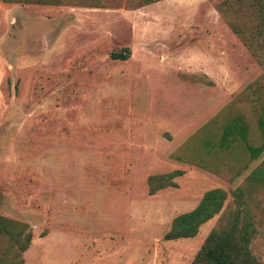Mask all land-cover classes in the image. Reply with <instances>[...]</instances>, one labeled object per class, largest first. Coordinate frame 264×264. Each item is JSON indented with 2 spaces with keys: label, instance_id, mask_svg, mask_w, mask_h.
I'll return each mask as SVG.
<instances>
[{
  "label": "rangeland",
  "instance_id": "1",
  "mask_svg": "<svg viewBox=\"0 0 264 264\" xmlns=\"http://www.w3.org/2000/svg\"><path fill=\"white\" fill-rule=\"evenodd\" d=\"M43 1H0V218L30 234L20 254L2 235L0 264H189L235 213L264 263L247 149L261 143L264 66L216 10L228 0ZM173 171L175 187L147 195L148 176ZM216 188L220 211L164 241Z\"/></svg>",
  "mask_w": 264,
  "mask_h": 264
},
{
  "label": "trees",
  "instance_id": "2",
  "mask_svg": "<svg viewBox=\"0 0 264 264\" xmlns=\"http://www.w3.org/2000/svg\"><path fill=\"white\" fill-rule=\"evenodd\" d=\"M6 2L7 0H0ZM32 3H44L43 0H30ZM216 10L226 23L229 32L239 41L243 49L253 61L261 66L264 64V0H228L216 7ZM249 20L246 22V20ZM128 50L111 54L113 59L126 60ZM234 125L232 130L234 129ZM244 122L236 128L246 131ZM261 143L258 147L248 148L252 162L258 163V168L250 174L264 185V118L257 121ZM233 134V138L234 133ZM258 161V162H257ZM181 172L173 171L162 175H150L146 178L147 195L152 196L157 191L175 187L172 179L179 177ZM237 196V195H236ZM226 194L221 189H211L204 192L197 205L190 211L175 216L168 231L163 235L164 241L193 238L199 226L210 220L222 208ZM12 226H18L12 223ZM11 222L0 218V237L6 236L18 249V253L26 250L30 234L27 233L20 241L21 231L11 230ZM254 233L250 222L242 221L235 213L224 227L212 229L204 238L199 249L189 264H264L252 256L249 244ZM11 264H21L17 260Z\"/></svg>",
  "mask_w": 264,
  "mask_h": 264
},
{
  "label": "crops",
  "instance_id": "3",
  "mask_svg": "<svg viewBox=\"0 0 264 264\" xmlns=\"http://www.w3.org/2000/svg\"><path fill=\"white\" fill-rule=\"evenodd\" d=\"M231 34V33H230ZM232 35V34H231ZM233 36V35H232ZM234 37V36H233ZM245 51V50H244ZM246 52V51H245ZM247 53V52H246ZM248 54V53H247ZM249 55V54H248ZM250 57V56H249ZM251 58V57H250ZM252 59V58H251ZM264 65H261V66H259V67H263ZM254 84V90L255 91H253V93L251 92V95H253L254 93H255V95L257 96L253 101L255 102V105H257V103H259V100H257V99H259L260 98V95H258V94H256L257 93V91H256V89H263V87L261 86V85H257L256 83H253ZM260 92H262V91H260ZM262 103V102H261ZM261 109V111H262V108H260ZM263 112V111H262Z\"/></svg>",
  "mask_w": 264,
  "mask_h": 264
}]
</instances>
